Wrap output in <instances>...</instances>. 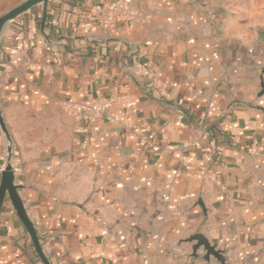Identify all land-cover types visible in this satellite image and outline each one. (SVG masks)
<instances>
[{"label": "crops", "instance_id": "obj_1", "mask_svg": "<svg viewBox=\"0 0 264 264\" xmlns=\"http://www.w3.org/2000/svg\"><path fill=\"white\" fill-rule=\"evenodd\" d=\"M260 4L49 0L6 23L0 184L12 145L51 264H264ZM102 98L123 122L79 116ZM0 264H44L9 198Z\"/></svg>", "mask_w": 264, "mask_h": 264}, {"label": "water", "instance_id": "obj_2", "mask_svg": "<svg viewBox=\"0 0 264 264\" xmlns=\"http://www.w3.org/2000/svg\"><path fill=\"white\" fill-rule=\"evenodd\" d=\"M48 2L49 0H25L24 2L17 5L16 7L11 9L7 13L1 15L0 16V40H1V34L3 31V28L7 22L13 20L20 14L30 10L31 8L39 4H42L44 6V9L46 10ZM0 124L11 141L9 131L6 127V124L2 116L1 108H0ZM8 151H9L8 162L6 164V167L2 171V178H1V184H0V209L3 206L5 199L9 198L18 216L20 217L24 226L29 232L38 255L41 257L44 264H51V262L45 255V252L42 248L37 231L35 230L33 223L31 222V220L29 219L27 215L22 198L19 194V190H18L19 187L15 184V168L13 167V164H12V145L9 146ZM189 240L191 241L196 240V244L194 245L195 251L199 247H204L208 255H213L219 261L224 262L223 250L217 249V245L212 244L209 241V239L205 237L203 234L196 233L195 235L190 237Z\"/></svg>", "mask_w": 264, "mask_h": 264}, {"label": "built area", "instance_id": "obj_3", "mask_svg": "<svg viewBox=\"0 0 264 264\" xmlns=\"http://www.w3.org/2000/svg\"><path fill=\"white\" fill-rule=\"evenodd\" d=\"M120 5L116 3L115 6ZM121 6V5H120ZM111 103V98H102L99 100H93L88 102H83L78 105L79 116L85 121H92L97 118H105L110 122H123L119 117L111 115L109 113V105ZM67 109L70 105H66Z\"/></svg>", "mask_w": 264, "mask_h": 264}, {"label": "rangeland", "instance_id": "obj_4", "mask_svg": "<svg viewBox=\"0 0 264 264\" xmlns=\"http://www.w3.org/2000/svg\"><path fill=\"white\" fill-rule=\"evenodd\" d=\"M260 3H261V4H260L259 7H260V9H261L262 12L259 11V12H257V13H255V12H254V13H255V15L262 14V17H261V18L264 19V0H260ZM249 4L253 5L251 2H249ZM260 12H261V13H260ZM254 13H253V14H254ZM259 18H260V17H259Z\"/></svg>", "mask_w": 264, "mask_h": 264}]
</instances>
